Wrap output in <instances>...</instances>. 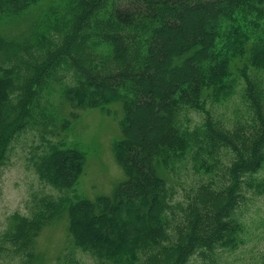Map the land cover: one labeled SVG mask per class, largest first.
<instances>
[{
  "label": "trees",
  "instance_id": "obj_1",
  "mask_svg": "<svg viewBox=\"0 0 264 264\" xmlns=\"http://www.w3.org/2000/svg\"><path fill=\"white\" fill-rule=\"evenodd\" d=\"M263 73L264 0H0V165L25 129H70L64 106L117 101L124 172L85 196V151L47 139L35 170L64 192L10 213L0 254L39 263V229L65 214L96 264H218L245 241L248 191L264 193ZM236 91L244 111L217 113Z\"/></svg>",
  "mask_w": 264,
  "mask_h": 264
},
{
  "label": "rangeland",
  "instance_id": "obj_2",
  "mask_svg": "<svg viewBox=\"0 0 264 264\" xmlns=\"http://www.w3.org/2000/svg\"><path fill=\"white\" fill-rule=\"evenodd\" d=\"M16 29L11 27L13 32ZM109 107L110 111L106 113L97 107L66 105L63 111L78 113L76 118L70 117V129H61L58 124L53 132L28 128L14 138L7 160L0 165V231L8 228L13 211L29 213L34 193L58 195L64 192L40 179L35 170V161L48 150L47 139L76 140L85 151V160L74 188L78 193L88 197L110 193L115 183L124 178L112 148V142L120 136L118 120L122 111L117 101L110 103ZM214 109L232 117L243 112L244 106L236 91L228 100L214 105ZM52 127L55 126L50 125ZM259 173L264 174V169ZM196 176L192 174L191 179ZM176 188V196L180 198L183 189L181 186ZM248 194L250 198L240 205L245 241L226 251L218 264H264V193L254 195L248 191ZM79 237L69 225L67 215L47 221L34 240L35 252L41 258L37 264H96L94 256L74 242ZM15 258L10 250L4 249L0 254V264H17L20 258Z\"/></svg>",
  "mask_w": 264,
  "mask_h": 264
}]
</instances>
